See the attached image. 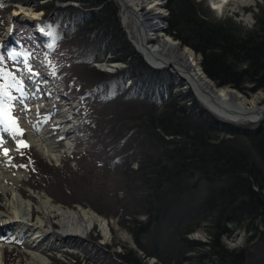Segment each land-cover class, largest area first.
<instances>
[{
    "label": "trees",
    "instance_id": "obj_1",
    "mask_svg": "<svg viewBox=\"0 0 264 264\" xmlns=\"http://www.w3.org/2000/svg\"><path fill=\"white\" fill-rule=\"evenodd\" d=\"M59 1L70 0L39 3L37 31L23 34L33 49H58L59 77L83 81L80 112L97 119L88 123L98 141L94 162L113 181L116 212L132 216L123 223L138 248L118 252L121 264H148L143 254L161 264H264L246 246L224 242L237 229L252 233L248 242L255 233L264 239V121L250 129L221 120L190 88H176L174 72L136 51L117 0ZM167 7L169 33L200 54L213 81L247 95L264 90V3L252 26L216 17L203 1L167 0ZM61 22L71 35L58 33ZM106 60L126 65L105 71L96 63ZM200 228L207 242L190 238Z\"/></svg>",
    "mask_w": 264,
    "mask_h": 264
},
{
    "label": "rangeland",
    "instance_id": "obj_2",
    "mask_svg": "<svg viewBox=\"0 0 264 264\" xmlns=\"http://www.w3.org/2000/svg\"><path fill=\"white\" fill-rule=\"evenodd\" d=\"M27 1L33 2L31 8L34 12L43 14V10L36 8L38 7L39 3H44L48 0H0V111H2L5 106L9 107L10 116L15 118L19 129H21L23 133L22 135H18L8 123L3 122L4 117L0 115V146L7 149L6 136L2 131L3 129H7L10 131L11 135H14V139L18 146L16 151H9V154L15 162L16 168L27 172L26 178L19 183V187L23 192L26 191V195L27 193L31 192L29 189L30 186L35 187L38 190L53 195L56 200L60 201L65 206L71 207V205L80 203L85 207L95 209L103 217L105 216L106 218H109L111 222L116 220L118 224L117 229L114 228L113 225L111 226L113 229V234L108 239H105L102 230H100L98 226H95L92 229L87 241L82 242L77 238H72L67 240L68 245L48 250L45 252L46 254L55 258L56 262L59 264H78L76 260L77 258H80L81 262L84 264H121L120 260L118 259V252L123 253L128 247L135 249L138 248L129 227L123 223V216H125L126 219H130L132 216L127 213L124 214V211L116 212V206L112 205V202L116 197L114 192L111 190L114 185L113 181L111 180L108 182L109 178H105L104 172H102L104 169L103 166L100 165V162H94L96 153L95 148L98 141L92 134V131L89 129L88 123L91 119L93 121L97 119L95 116H92L91 119L86 118L87 120H83L82 114L80 112L79 106L84 101V98L80 96V92L83 91L81 90L83 87V81L79 77H74V79L61 78L59 77V74L57 75L55 73L52 63L55 62V66L58 65L56 61L58 58V49L56 50L54 48L49 50V47L45 44H40V46L35 45L34 49L31 46H28V41L30 38L29 36L23 34V32H27L29 30L26 29V31L24 29L26 24L22 21V17H18V14L15 15L20 9V2ZM164 1V7L166 9L165 21L167 23L165 30L170 36L174 37L172 33H169V8L167 7V0ZM197 1H203L204 5H207L212 13L218 18L233 16L244 25L248 26H252V24L255 22L254 12L258 9V3H264V0H257L255 3L248 5H242L239 3L243 9L242 13L240 11L233 12L228 9L219 14L217 11H215L216 9H213V6H211L208 0ZM67 2L59 1L60 4ZM248 13H251L253 16L251 20L246 19V15H248ZM10 23L11 26L16 27L17 31L10 29ZM66 27L67 26H65L63 22L58 24V33L64 36L71 35L69 30L65 31ZM19 39L21 40L20 42ZM175 39L178 41L180 40L177 38ZM15 41L18 42L14 43ZM180 43L182 46H188L184 45L182 42ZM29 45H31L30 41ZM200 58V54L196 52V59L200 61ZM40 62L46 65L44 70L50 73L52 77H55L57 83L64 86L66 97L70 98L72 102L79 105L77 106V112L80 116V119L85 122V125H83V131L88 134L87 139L83 137L81 138L80 136L77 138V147L75 152H73L72 155L67 156V158L58 165L43 156L34 146L28 142L29 134L27 133V128L23 125L20 111L16 108V103L21 102V110H31L30 107L32 106V101L28 100V93L24 86L22 72L23 70H27L28 72L38 73L39 70L37 64H40ZM117 62L119 65L121 64V67L126 65V63L123 61L117 60L115 63ZM63 66L64 70H66L67 66H65V64ZM176 78L178 81L180 80L177 75ZM177 80L175 81L177 85L176 88L183 89L188 87L193 91L191 86L188 84H183L182 86L181 84H177ZM213 82L219 86L217 82ZM43 88L48 90L47 85L43 86ZM5 91L10 94L11 99H9L8 96L3 95ZM245 95L248 97L249 103L251 104L252 102L259 105L264 103V90L260 89L259 92ZM253 97H256L255 101L253 100ZM61 101L63 102V100ZM212 113L221 120L230 121L236 125H246L249 126L250 129L259 126L261 122L264 121V117L258 119L257 121L227 120L221 117L219 114H215L214 112ZM48 120L50 122L54 121L55 115L53 114L49 116ZM23 121L25 123L26 119H23ZM227 136L229 139H232L234 135L229 133ZM22 142L27 146H22ZM64 143L65 139L63 140V138L58 141V144L61 146H64ZM112 178L114 177L112 176ZM105 179L106 182H104ZM100 181L104 182L105 184H102ZM252 189L259 191L260 188L254 185ZM4 195L5 194L3 191L0 190V205H2V207L7 201L6 196ZM102 195L105 197H102ZM138 216L141 220H145L147 218V215L143 213L139 214ZM20 228V226H16L14 224L9 228H4V230L0 231V247L3 245L4 249L6 250V264L16 261L18 258H21L23 263L27 264L30 259L28 248L31 246L30 236L32 232H26L24 235L22 231L19 232ZM250 234L252 233L248 232L246 229H237L234 232V235L224 237V242L228 244L230 248L246 246L255 255L257 254L260 259H263L264 239L258 237V235L255 233L248 242V236ZM190 238L207 242L209 240V235L203 228H200L197 231L191 233ZM52 241L53 238L45 236L40 241L38 249H45ZM140 253L143 252L140 251ZM143 256L145 257L144 259L148 261V264H161L159 258L154 256L146 257L145 254H143ZM184 264L193 263L186 261Z\"/></svg>",
    "mask_w": 264,
    "mask_h": 264
},
{
    "label": "bare ground",
    "instance_id": "obj_3",
    "mask_svg": "<svg viewBox=\"0 0 264 264\" xmlns=\"http://www.w3.org/2000/svg\"><path fill=\"white\" fill-rule=\"evenodd\" d=\"M121 5V20L130 32L131 39L137 49L141 51L149 62L156 66L167 65L168 69L175 72L180 81L191 86L199 101L215 114L227 120L257 121L264 117V103L261 105L249 103L248 97L235 90L231 86H218L202 71L200 61L196 59L194 50L182 44L166 32V9L164 0H118ZM257 0H208L216 11L221 14L225 10L243 12L239 5L255 3ZM19 11L15 15L22 17L23 22H35L41 18L31 8V2H20ZM15 16V17H17ZM251 13L246 15L251 20ZM10 29L17 31L16 27ZM36 33V32H35ZM44 64H38L39 73L23 70L25 89L28 100L32 101L29 110H21V102L16 103L20 111L23 125L27 128L28 142L34 146L43 156L60 164L67 156L72 155L77 147V138H87L82 130V125L68 123L70 102L60 89H55L53 96L43 89V84L49 78L43 71ZM115 71L114 67L106 64ZM43 71V72H42ZM218 92L217 100L210 93ZM256 97H253L255 101ZM79 106V105H77ZM72 107V105L70 106ZM55 115L54 121H49L51 115ZM23 119H26L25 123ZM27 122V123H26ZM66 123V125H65ZM64 125V126H63ZM6 136L7 149L0 146V190L6 196V202L0 205V231L14 224L20 226L19 232L27 227L31 246L28 248L30 259L27 264H59L56 259L45 252L58 247L66 246L67 240L77 238L85 242L95 226L102 230L105 239L112 236L113 229H117V222L103 217L95 209L85 207L80 203L65 206L56 200L53 195L29 187L31 192L25 194L19 187V183L26 178L27 172L16 168L9 151H16L17 144L14 135L7 129L2 130ZM65 139L64 146L58 144L60 139ZM7 150V155H5ZM28 234V233H27ZM25 235V234H24ZM45 236L53 238V241L45 249H38L39 241ZM6 250L0 247V264H6ZM9 264H24L21 258Z\"/></svg>",
    "mask_w": 264,
    "mask_h": 264
},
{
    "label": "built area",
    "instance_id": "obj_4",
    "mask_svg": "<svg viewBox=\"0 0 264 264\" xmlns=\"http://www.w3.org/2000/svg\"><path fill=\"white\" fill-rule=\"evenodd\" d=\"M40 63H42V62H40ZM42 64H44V63H42ZM37 66H38V64H37ZM46 65L44 64V66H43V71L47 74V76H49V78H46V80H47V82L46 83H44L43 84V86H45V85H47V88H48V92L53 96V91L55 90V89H60L61 91H62V93H64L65 94V88H64V86H62V85H60L59 83H57V81H56V79L54 78V77H51L50 76V73H48V72H46L44 69L46 68L45 67ZM49 68V67H48ZM38 70L40 71V69L38 68ZM42 71V72H43ZM39 73V72H38ZM65 98H68V97H66V94H65V96L63 97V98H61V100H66ZM63 100V101H64ZM65 102V101H64ZM64 102H62L61 101V103H64ZM67 102H70V104H69V106L66 108V109H69V116H68V119L67 120H69V122L68 123H71V124H73V125H82V130H83V123H82V120L80 119V116H79V114H78V110L76 109V107H77V103H74V102H72L71 100H70V98H68L67 99ZM72 105V107H70ZM65 125H66V123H65ZM85 132V131H84ZM85 134H86V132H85ZM86 135H88V134H86ZM87 139V138H86ZM85 141V140H84Z\"/></svg>",
    "mask_w": 264,
    "mask_h": 264
},
{
    "label": "water",
    "instance_id": "obj_5",
    "mask_svg": "<svg viewBox=\"0 0 264 264\" xmlns=\"http://www.w3.org/2000/svg\"><path fill=\"white\" fill-rule=\"evenodd\" d=\"M33 2H31V4H32ZM25 24H28V23H30V22H24ZM122 23H123V21H122ZM123 27H124V29L125 30H127V32H128V37H129V40L135 45V43H134V41L131 39V37H130V32H129V30L125 27V25H124V23H123ZM180 41V40H179ZM180 42H182V41H180ZM136 46V45H135ZM187 47H189V46H187ZM190 49H192L191 47H189ZM136 50L137 51H139V49H137V47H136ZM192 50H194V52L196 53L197 51L195 50V49H192ZM140 53L142 54V56H143V58L146 60V62H148L149 64H151L154 68H157V69H167V70H170V69H168V66L167 65H161V67L160 66H156V65H154L152 62H149L148 60H147V58L145 57V55L140 51ZM98 64V66L101 68V69H103V70H108V71H113V70H111L110 68H108V66H106V64L107 65H109V66H111V67H114L115 66V64L116 63H114V62H108V61H106V62H101V63H97ZM200 64H201V60H200ZM118 67V66H117ZM201 67H202V65H201ZM117 69V68H116ZM171 71V70H170ZM203 71V70H202ZM171 72H173V71H171ZM204 72H205V70H204ZM175 73V72H174ZM206 73V72H205ZM207 74V73H206ZM182 81V80H181ZM230 86V85H229ZM235 89V88H234ZM235 90H237V89H235ZM210 96L213 98V99H215V100H217L219 97V93L218 92H213V93H210ZM209 109V108H208ZM209 110H211V109H209ZM213 112V111H212Z\"/></svg>",
    "mask_w": 264,
    "mask_h": 264
},
{
    "label": "snow or ice",
    "instance_id": "obj_6",
    "mask_svg": "<svg viewBox=\"0 0 264 264\" xmlns=\"http://www.w3.org/2000/svg\"><path fill=\"white\" fill-rule=\"evenodd\" d=\"M3 95H4V96H8L9 99H11L10 94H9L7 91H5V92L3 93ZM0 115H2V116L4 117V121H3V122L8 123L9 126H10V127H11V128H12V129L18 134V135H22V134H23V133H22V130L19 129V127H18V125H17V123H16L15 118L10 116V109H9V107L5 106V107L2 109V111H0ZM22 146H27V145L23 144V142H22ZM4 154L7 155V150H5V153H4Z\"/></svg>",
    "mask_w": 264,
    "mask_h": 264
}]
</instances>
